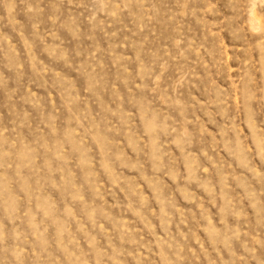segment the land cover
<instances>
[{
	"label": "rangeland",
	"instance_id": "374dc122",
	"mask_svg": "<svg viewBox=\"0 0 264 264\" xmlns=\"http://www.w3.org/2000/svg\"><path fill=\"white\" fill-rule=\"evenodd\" d=\"M0 264H264V0H0Z\"/></svg>",
	"mask_w": 264,
	"mask_h": 264
}]
</instances>
